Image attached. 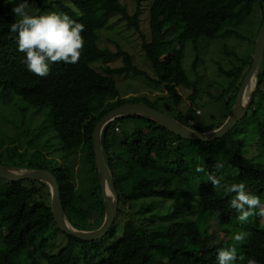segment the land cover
Here are the masks:
<instances>
[{"label": "trees", "instance_id": "1", "mask_svg": "<svg viewBox=\"0 0 264 264\" xmlns=\"http://www.w3.org/2000/svg\"><path fill=\"white\" fill-rule=\"evenodd\" d=\"M254 2L150 0L149 40H146L138 15L128 14L122 0H45L43 4L38 3L37 15L57 12L83 23L84 47L78 63L50 64V74L40 77L28 70L24 62L26 54L18 51V33L10 30L11 23L17 19L12 9L18 1L0 0V101H13L15 97L20 100L18 111L22 124L30 119L31 110H48V121L64 151L81 156L88 165L92 176L90 192L86 196L79 193L68 166L54 168L41 161L42 157L26 160L25 153H19L18 148L8 151L3 158L12 162L18 159V168L51 172L60 187L70 224L79 231L99 230L105 221L106 208L93 146L95 128L105 116L125 104L144 105L159 111L157 102L145 98L123 101L114 76L133 74L162 86L177 109L182 101L179 88L194 87L185 69L187 44L194 46L192 71L197 73L201 62L200 40L210 43L229 24L250 16ZM261 9L264 13V5ZM115 16L144 38L142 48L153 76L140 69L126 49L120 46L116 52L100 49L99 34ZM226 33L247 40L229 28ZM170 43L177 49L163 59L165 46ZM229 54L239 66L228 71L218 67L230 86L215 101L232 94L226 103L230 113L253 57L243 60L233 52ZM113 59H121L120 68L110 67ZM198 96L195 88L190 100ZM195 114L190 110L185 116L179 114L173 119L193 129ZM223 124L213 125L208 131L217 130ZM103 148L119 196L116 220L108 236L89 243L64 234L56 225L50 190L44 183L29 180L7 183L11 191L5 202L8 212L0 217V264H218L219 250L230 249L233 244L223 240L216 247L211 246L208 224L213 219L227 234L239 227L250 235L245 246H236L237 260L233 264H246L249 258L264 264V217L254 214L241 225L237 219L239 213L230 207V200L236 194L213 188L207 180L208 174H215L222 185L244 183L246 190L258 195L264 205V55L252 107L246 118L221 140L193 143L144 118L127 117L105 129ZM217 164L223 167L217 168ZM197 167H203L204 171L198 172ZM133 172H142L148 177L124 187ZM194 179L195 186L191 181ZM192 198L200 202V211L189 204ZM151 201L162 203L159 207ZM166 202L173 203L172 209L168 215L159 217L156 210ZM136 204H141L138 215H152V230L137 234L129 227L120 230V222H125V207ZM90 210L97 216L94 225L86 224L81 218L82 212ZM241 255L244 260L239 259Z\"/></svg>", "mask_w": 264, "mask_h": 264}, {"label": "rangeland", "instance_id": "2", "mask_svg": "<svg viewBox=\"0 0 264 264\" xmlns=\"http://www.w3.org/2000/svg\"><path fill=\"white\" fill-rule=\"evenodd\" d=\"M18 3L21 0H17ZM29 0L33 14L37 15L40 12L38 3H44L45 0ZM122 5L126 8L128 14L138 15L140 21V28L143 31V36L149 40V27L148 18L150 10V0H145L138 3L137 0H122ZM264 5V0H255L254 9L250 16L243 17L240 21H235L225 27L216 39L208 43L205 40H200L199 50L201 52V62L197 73H193L192 66L195 58L194 46L187 44L185 48V69L187 70L194 87H180L179 93L182 101L176 109L172 100L166 93L162 86H158L153 82L139 78L133 74L125 76H114L117 83V88L123 101H134L135 98H145L150 102H157V109L160 113L169 118H176L179 114L184 116L190 110L201 112L200 116L195 114L191 123V127L200 133L209 132L208 130L213 125H219L226 122V116L230 115L226 103L232 94L225 97L222 101L217 100L224 91L229 88V81L219 73V66L225 71L234 69L239 66L237 60L229 54L235 53L240 59L248 60L253 57L255 52L254 43L260 37L262 27L264 25V13L261 6ZM236 31L244 36L247 40H239L236 36H231L226 33L227 29ZM144 38L135 33L133 29L127 27V24L121 22L118 16L113 17L109 25L99 34V47L104 50L107 49L116 52L118 46L129 51L137 66L142 68L143 71L148 72L151 76L153 73L148 70L151 68L147 57L143 51L142 44ZM174 43L167 44L163 52V59H166L172 52L176 50ZM121 59L111 60L110 67L112 69L120 68ZM101 66H98V68ZM247 77V76H246ZM195 88L199 91V96L196 100L191 101L190 97L194 93ZM240 92V90H239ZM238 92V93H239ZM250 92V90H249ZM248 95V91H247ZM13 101H0V166L15 167L19 162L8 161L6 158L8 151H16L18 148L19 153H25L26 160L40 159L43 162L51 164L54 168L62 165L68 166L71 170L74 183L80 194L88 195L91 189V178L89 167L85 164L81 156L68 155L57 138L53 125L49 122V112L47 109L42 111L31 110L29 113L30 119H27L23 124L20 123V113L18 105L20 100L16 97ZM38 114L35 118L32 117ZM242 122V121H241ZM240 122V123H241ZM120 133V134H118ZM117 135H121V130ZM115 155L114 152H112ZM192 166V164L190 165ZM24 169V168H23ZM148 176L142 172H133L128 183L129 185H136L142 179ZM193 186L197 185V181L191 180ZM25 182V181H23ZM223 182V181H222ZM6 181L0 180V217L6 215L8 210L5 209L6 197H8L11 186ZM90 185V186H89ZM157 203L160 207L162 202L151 201ZM189 204L196 210H201L200 202L197 198H192ZM141 204L126 206L123 216L125 222H120V230L129 227L134 233H139L143 230H152L154 228L152 215L140 216L138 211ZM173 203L166 202L162 208L156 210L159 217L166 216L170 213ZM81 218L85 220L88 225H94L97 222L95 211L82 212ZM236 223L234 225L236 226ZM244 225L245 223H241ZM209 237L211 246L216 247L223 240L234 244L233 236L240 231L241 228L236 227L231 229L230 233H226L225 229L219 225L216 219H213L208 224ZM228 232V229H227ZM212 236V237H211ZM246 238L242 244L235 246H245ZM24 264V263H22Z\"/></svg>", "mask_w": 264, "mask_h": 264}, {"label": "water", "instance_id": "3", "mask_svg": "<svg viewBox=\"0 0 264 264\" xmlns=\"http://www.w3.org/2000/svg\"><path fill=\"white\" fill-rule=\"evenodd\" d=\"M264 55V25L260 37L257 38L253 63L251 69L240 88L238 97L232 106L227 121L217 130L200 133L190 127L167 117L166 115L144 105L125 104L105 116L95 128L93 146L102 198L105 204V221L103 226L96 231L84 232L75 229L67 219L60 196V187L57 179L49 171L28 170L23 168L0 166V180L9 183L32 181L44 183L50 190L51 210L56 225L64 234L82 242L94 243L108 236L115 223L119 205V196L116 193L115 182L104 155L103 134L112 123L127 117L144 118L163 128L170 134L193 143H212L227 136L242 120H244L252 107L258 85V73ZM250 90V92H249ZM248 91V95H247Z\"/></svg>", "mask_w": 264, "mask_h": 264}, {"label": "clouds", "instance_id": "4", "mask_svg": "<svg viewBox=\"0 0 264 264\" xmlns=\"http://www.w3.org/2000/svg\"><path fill=\"white\" fill-rule=\"evenodd\" d=\"M12 11L17 19L11 23L10 30L18 33V51L26 54L24 62L30 72L46 77L50 74V64L61 61L66 64L79 62L84 47V37L81 35L85 28L83 23L76 22L67 14L57 12L35 15L29 0H21ZM216 167L221 168L223 165L217 164ZM196 170L203 172L204 168L197 167ZM207 180L211 182L213 188H223L226 193L236 194L230 200V207L239 213L237 219L241 223L247 222L254 214L264 217V205L261 204L260 197L249 193L244 183L222 185L221 179L215 174H208ZM255 209L259 211L254 212ZM248 236V232H237L233 236V246L230 249L219 250L218 264H233L237 260L235 245L244 243ZM239 259L245 258L241 255ZM246 264L258 262L254 258H249Z\"/></svg>", "mask_w": 264, "mask_h": 264}, {"label": "built area", "instance_id": "5", "mask_svg": "<svg viewBox=\"0 0 264 264\" xmlns=\"http://www.w3.org/2000/svg\"><path fill=\"white\" fill-rule=\"evenodd\" d=\"M200 115H201V112L198 111V112H197V116H200ZM117 130L120 131L119 128H117Z\"/></svg>", "mask_w": 264, "mask_h": 264}]
</instances>
